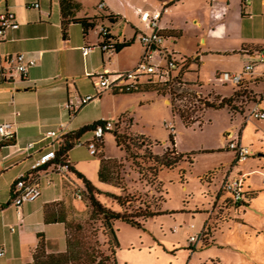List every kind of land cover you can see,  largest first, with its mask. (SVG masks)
<instances>
[{"label":"crops","instance_id":"obj_1","mask_svg":"<svg viewBox=\"0 0 264 264\" xmlns=\"http://www.w3.org/2000/svg\"><path fill=\"white\" fill-rule=\"evenodd\" d=\"M102 1L105 8L119 16V20L111 26V33L118 37L119 41L133 40L130 46L119 52H102L97 46L101 25L90 30L85 36L80 24L71 23L68 25V35L65 38L62 32L60 0H0V13H13L16 24L5 30L0 42V124H9L15 134V143H7L0 147V250L4 251L0 256V264H32L35 249L41 238L46 242L47 252L66 251V224L61 221L45 220V208L48 204H55L56 208L67 215L70 213L83 217L89 215L90 206L87 203L83 205L74 201L82 200L77 196V190L83 186V182L73 172L66 174L49 171L42 175L41 195L34 201L23 203L20 210L13 203L11 189L20 174L31 171L41 154L55 148L57 141L45 138L47 131L56 130L60 134H65L84 124L106 119L102 98L84 104L80 103V99L94 94L95 87L91 75L129 69L132 63H123L122 57L126 61L129 60L124 52L131 49L137 41L139 46L135 64L140 60L143 46L138 36L142 31L149 30L140 19L137 22L134 20L137 15L140 16L137 10L153 11L167 8L159 20L160 31L167 35L162 47L198 57V65L195 72L191 73L190 79L202 83L205 93L212 91L221 96L230 93L224 91L225 87L216 80L219 72L217 70L209 77L208 85H204L200 79L202 67L211 57L232 54L258 56L247 54L242 48H262L261 45L247 44L242 30H236L237 25L241 28V23L252 17V10H256L257 7L255 0H251L247 5H244L242 0H76L78 7L75 15L82 17L96 14L97 5ZM260 1L264 8V0ZM35 3H38L39 7H33ZM121 25L123 28H119ZM202 36H205L202 39L203 43ZM209 36L241 43L239 47L238 45L215 47L206 42ZM185 37L194 39L196 47L178 45V40ZM84 45H93V49L87 55L83 54ZM18 53H23L26 59H35L36 64L29 66L27 76L24 78L18 73L14 80L2 78V70L12 65L7 59ZM106 59L109 65H106ZM250 62L246 60V65ZM83 75L88 77L89 86H85L81 81ZM249 75L253 78L262 76L256 73ZM260 83L259 81L258 85ZM67 103L73 105L71 109L66 106ZM226 134L221 148L230 151L232 149L226 147V142L236 134L233 130ZM83 138L86 141L91 136L85 134ZM238 138L241 139L239 134ZM2 140L0 134V142ZM82 145L84 144L75 145L69 151L70 164L94 185L98 180L99 183L106 185L104 191H114L111 185L101 182L98 178V158V162L93 165L95 172L90 175L83 160L73 155L74 149ZM244 174H248V171L241 175ZM47 177L50 182L47 181ZM216 178L217 175L210 179L213 186H216L214 183ZM218 189L211 192L215 197L208 203L209 210L201 211L199 206L195 207V214H208V220L203 223L204 227L216 207L224 201L223 196H217ZM98 197L101 199L100 195ZM251 204L250 200L248 205ZM227 210L238 213L239 206L230 205ZM181 211L193 213V209ZM191 228L195 229L196 226ZM198 232L200 231L197 230ZM117 262L121 264L118 258Z\"/></svg>","mask_w":264,"mask_h":264},{"label":"rangeland","instance_id":"obj_2","mask_svg":"<svg viewBox=\"0 0 264 264\" xmlns=\"http://www.w3.org/2000/svg\"><path fill=\"white\" fill-rule=\"evenodd\" d=\"M255 1L257 7L256 10H252V17L242 22L241 28L237 25L236 30H242L243 38L246 39L244 41L247 44L261 45L264 49V8L261 6L260 0ZM138 19L144 23L141 16L137 15L134 18L136 22ZM119 28H123V25ZM92 36H95V31L92 32ZM204 37H201L202 43ZM178 41V45L181 44L187 48L196 47L195 40L192 38L185 37ZM163 42H166L165 38H163ZM206 42L215 47L235 45L239 47L241 43H235L232 39H221L216 36H209L206 38ZM138 46L137 41L131 49L124 52L129 60L126 61L122 57L123 63H132L129 69H133L138 63L135 64L134 62ZM168 51L172 52L174 50L168 47ZM174 52L192 57V55L182 54L177 50ZM246 60L254 62L255 68L252 73L264 74V63L259 61L257 55L250 57L232 54L231 56L211 57L203 65L200 79L203 80L204 85H208L209 77L213 76L212 74L216 70L219 71L218 74H241L245 70ZM154 62L157 63V58L154 59ZM106 65H109L107 59ZM232 68L236 70H231ZM80 79L85 86H89L87 76L83 75ZM91 86L93 85L91 84ZM231 89L232 86L228 85L224 88V91L230 92ZM257 90L263 95L259 107L264 110L263 81L258 85ZM93 93H95V90H93ZM260 93H253L256 100L259 98ZM100 98H102L106 119L113 122L122 119L126 132L143 134L156 142L155 145L151 144L150 146L154 153L161 154L170 145L172 129L167 124L172 122L175 128L176 148L180 152L193 153L194 159L192 164L187 160H182L177 167L163 169L159 173L158 180L163 183L166 198L162 209L170 213H164L149 219L145 224V228L133 227L124 221L117 222V236L120 244L117 258L120 263L264 264V118H250V111L247 112L246 107L249 108L252 103L238 101L237 105L242 106V111L245 113L234 116L226 108L203 109L200 112H195V115L202 122L201 126L198 125V122L186 126L180 116L173 112L172 104L168 98L155 91H135L118 94L105 91L100 95ZM231 130L236 135L239 134L241 143L249 146L253 152L246 161H237L236 153L233 150L226 151L221 148L226 139V133ZM103 139L107 156L118 158L124 156V151L117 146L112 132L105 133ZM81 140L85 141L84 138ZM73 155L83 160L86 165L85 169L90 175L95 172L93 165L98 162L97 156L90 153L87 145L84 144L75 148ZM245 171H248V174H244L247 178L242 181L241 174ZM208 172L217 173V178L214 180L216 186L210 183L211 180L207 176ZM225 177L231 181L239 179L243 183V191L251 187L259 190V192L255 197H244L245 202L251 200L252 204L240 205L238 213L227 211L226 206L219 209V215H217L221 220L229 217L230 219L227 222L223 221L220 229H216L209 236H206L205 242L190 243L189 237L196 234L197 230L202 232L203 223L208 220V214L206 213L195 214V207L199 206L201 211L209 210L210 205L208 203L215 197L211 192L221 186ZM94 183L102 191L107 188L98 180ZM139 193L143 194L144 191ZM139 193L137 194L139 195ZM155 196L158 197L159 195ZM225 197L226 195L223 196V198ZM105 199L102 194L100 200L104 202ZM141 199L152 200V198L144 195ZM74 201L83 205L87 203V200L83 199H74ZM135 207V205L130 206L132 210ZM182 209H193V213L181 211ZM68 217L74 222L83 224L81 234L84 236L85 241L91 243L96 253L106 250L98 221H89V217L74 213L68 214ZM192 223L196 226L195 229L190 227ZM174 228H176V231ZM96 240H98L97 243Z\"/></svg>","mask_w":264,"mask_h":264},{"label":"trees","instance_id":"obj_3","mask_svg":"<svg viewBox=\"0 0 264 264\" xmlns=\"http://www.w3.org/2000/svg\"><path fill=\"white\" fill-rule=\"evenodd\" d=\"M77 7L76 0H60L62 32L65 38L68 35V25L71 23L80 24L85 36L98 25H103L107 30L105 32H98L100 40L97 43L102 52H119L133 43V40L119 41L118 37L111 33V26L119 20L117 14H114L107 8H98L97 6L98 12L96 14L80 17L75 15ZM161 34L164 38L167 37L166 34L162 32ZM242 51L253 55L259 54L264 49L243 47ZM170 56L175 60L176 67L171 71L168 78L163 74L164 80L149 78L141 83H136L128 91L110 92L118 94L135 91H155L168 98L172 104L173 112L180 116L186 126L197 122L201 126L202 122L195 115V112H200L203 109L226 108L234 116L245 113L242 111L243 107L237 105L238 101H241V103L251 102L252 106L263 98L257 87L259 81L264 82V74L260 78H253L249 75L252 71L244 70L241 73V83H219L224 87L228 85L232 86L228 95L221 96L212 91L205 93L202 83L190 79L191 73L195 72V67L198 65V57H187L178 52H172ZM253 93H260L257 100ZM251 106L249 108L246 107L247 112L251 111ZM105 120H96L62 134L55 143V156L53 159L43 166L31 169V171L26 173V179L38 181L42 175H46L49 171L66 174L70 172L75 173L83 182V186L80 187L82 190L81 198L87 200V205L90 206L87 217H89V221H98L100 223V232L102 233L106 250L96 253L91 243L85 241L84 236L81 234L83 224L69 219L67 213L56 208L55 204H48L45 208V220L47 222L61 221L66 224L67 249L64 252L49 253L47 252L46 242L41 238L35 249L32 264H118L116 251L120 244L115 226L117 221H124L133 227L145 228V224L149 219L164 213H170L169 211L162 210L166 198L163 183L158 180L159 173L163 169L177 167L182 160H187L192 164L194 162L193 153L180 152L176 148L175 132L173 131L170 135V145L161 154L154 153L150 149V146L151 144L155 145L156 142H153L143 134L126 132L122 119L114 122V126L111 129L103 130L102 136L98 138L94 132ZM107 132L113 133L117 146L124 151L123 157H109L106 155L103 138ZM89 133L91 134V138L84 141V144L88 146L90 143H93L95 145L96 151L93 155H96L99 159L98 178L101 182L111 185L114 191H102L98 189L84 174L70 164L69 151L79 141H82L81 139L85 134ZM7 143H15V135L11 138H3L0 142V147ZM65 164H69L68 170L59 172L58 169ZM216 175V172L207 173L209 179L216 177ZM246 178L247 176H244V180ZM228 180L225 177L217 190V196L222 197L226 195V197L216 207V210L211 214L209 221L204 227L202 242H205V237L210 235L212 231L219 229L223 221L227 220H221L218 217L219 209H222L224 206H226L225 209H228L230 205H248L250 201L245 202L244 197H250L259 192V190H251L248 187L245 191L242 190L241 192L243 198L236 199L234 198V193L226 187ZM140 191H144V193L141 194L139 193ZM11 193H13V188L11 189ZM102 194L106 198L104 202L98 197V195L101 196ZM143 195L152 198L153 201L141 199ZM155 195L159 196L156 197ZM137 202L138 204H136ZM131 205H135L136 207L132 210L130 208ZM97 242L98 240H96Z\"/></svg>","mask_w":264,"mask_h":264},{"label":"built area","instance_id":"obj_4","mask_svg":"<svg viewBox=\"0 0 264 264\" xmlns=\"http://www.w3.org/2000/svg\"><path fill=\"white\" fill-rule=\"evenodd\" d=\"M244 5H247L251 2V0H242ZM33 7H39L38 3L32 5ZM98 8H105L104 2L98 3ZM167 10L166 7H163L159 10H137L140 13L142 21L145 23L146 28L149 31H142L138 38L140 43L143 46V53L138 61L136 67L133 69H127L123 71L109 72L105 71L102 73L93 74L90 77L93 79L95 93L89 94L80 99V103L84 104L90 101H96L100 98V95L105 91H123L130 90L136 83H141L143 81L148 80L149 78L154 80H164L162 75L164 74L170 76L171 71L176 67L175 60L173 59L172 52L168 51L166 48L162 47L163 36L159 29V20L163 13V11ZM15 16L13 13L3 12L0 13V42L3 37L5 30L11 26H16ZM107 28L103 25L100 26L99 32H105ZM98 46V45H97ZM105 49V47H103ZM93 49V45H84L82 47L83 54L87 55ZM157 58V63L154 62V59ZM259 61L264 63V51L258 54ZM8 62L12 65L2 70L1 77L6 80H14L16 78V74H20L21 78L27 76L29 66H33L36 64L35 59H26L23 53H18L9 57ZM254 68V62H250L246 65L245 70L252 71ZM163 78V79H161ZM216 80L221 84L233 83L238 84L242 81L241 74H229V73H220L216 75ZM69 109L72 108V104L67 103L66 105ZM250 118L254 117L256 119L264 118V110L259 107V102H255L252 105L250 111ZM114 126V122L106 119L105 122L98 126L94 132L96 137H101L103 130L111 129ZM167 126L175 132V128L172 122L168 123ZM0 134L3 138H11L13 137L14 131L10 128L9 124H0ZM59 132L56 130H49L45 133V138H51L57 141L60 136ZM84 144V142L79 141L76 145ZM32 144L29 145L31 147ZM89 150L91 154H94L96 151L95 145L90 143ZM226 147L228 149H232L236 153V160L239 162L247 160L252 154V150L249 146H245L241 143L238 135L231 137L226 142ZM55 156V150H47L43 154H41L37 160V162L33 165V168H37L43 166L45 163L51 161ZM69 168V164H65L61 166L58 170L59 172H65ZM41 178V177H40ZM40 178L38 181L36 180H28L26 179V174H20L15 182L13 183V193L12 200L13 203L17 206V209L20 210V207L23 203L27 201H34L41 195V186H40ZM48 182H50L49 178H46ZM242 181H244V175H242ZM226 187L234 193V198L242 199V188L243 183L240 182L239 179H230L227 182ZM77 196L81 198L82 190L81 188L77 190ZM194 225L191 224V227ZM176 230V228H174ZM203 237L202 232H198L196 234H192L189 237L190 243H199ZM4 254L3 250H0V256Z\"/></svg>","mask_w":264,"mask_h":264}]
</instances>
